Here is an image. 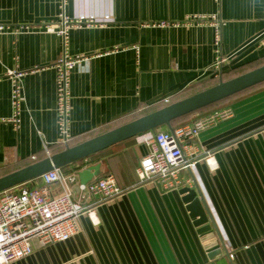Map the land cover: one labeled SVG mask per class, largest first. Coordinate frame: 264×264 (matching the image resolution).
I'll return each instance as SVG.
<instances>
[{
    "label": "crops",
    "instance_id": "0c3cea01",
    "mask_svg": "<svg viewBox=\"0 0 264 264\" xmlns=\"http://www.w3.org/2000/svg\"><path fill=\"white\" fill-rule=\"evenodd\" d=\"M218 11L224 22L218 77L214 27L145 24ZM63 13L96 24L71 28L65 44L46 29L48 23L58 28ZM20 24L33 29L0 33V119L13 111L8 71H26L20 127L0 123V177L66 148L58 143L54 67L64 53L82 57L71 72L72 145L264 65V0H223L221 6L214 0H0V25ZM227 107L229 117L184 143L187 156L200 159L181 171L176 188L138 184L136 169L149 148L136 137L63 167L70 173L100 163L94 179L113 174L128 191L100 205L95 221L82 215L70 239L7 264H264V83L172 127ZM206 153L210 161L201 158ZM39 184L40 177L28 181ZM185 186L201 193L219 231L215 238L202 240L180 193ZM71 188L78 199L77 185ZM215 239L225 251L212 257L206 244Z\"/></svg>",
    "mask_w": 264,
    "mask_h": 264
},
{
    "label": "built area",
    "instance_id": "2783aa9c",
    "mask_svg": "<svg viewBox=\"0 0 264 264\" xmlns=\"http://www.w3.org/2000/svg\"><path fill=\"white\" fill-rule=\"evenodd\" d=\"M65 1V0H64ZM221 6L223 0H214ZM96 24L94 19H71L63 13L60 22L46 24L48 31L61 35L66 44L69 30L76 26ZM148 26L178 27L189 25H209L215 29V45L218 53L214 74L218 77L224 58L221 55L222 26L224 24L220 11L211 15H189L181 21H159L145 23ZM33 27L20 24L15 27L0 25V33L12 31L19 34L29 32ZM82 57H70L66 53L55 63L56 76V112L59 128L58 143L64 147L71 145V72ZM26 71L13 69L8 71L12 82V115L0 119V123H11L20 127L22 104L24 102V85L22 78ZM169 103V99H165ZM231 108H223L201 117L191 123L179 126L171 131L149 130L136 136V141L148 146V153L137 166L138 184H158L163 189H173L180 185L182 170L191 171L198 158L187 156L184 143L197 138L200 131L218 121L229 117ZM210 154L201 157L210 161ZM35 158V157H33ZM80 169L67 173L62 168H54L40 176L41 184H19L0 192V264H7L33 253L36 247L66 241L80 231V218L88 214L96 220V209L105 203L114 201L127 193L128 189L119 185L115 175L109 174L88 183H81ZM72 184L77 185L78 199L74 198ZM59 185V192L54 186ZM93 201L84 204L88 198ZM227 248L233 258L234 252Z\"/></svg>",
    "mask_w": 264,
    "mask_h": 264
},
{
    "label": "water",
    "instance_id": "95a60500",
    "mask_svg": "<svg viewBox=\"0 0 264 264\" xmlns=\"http://www.w3.org/2000/svg\"><path fill=\"white\" fill-rule=\"evenodd\" d=\"M262 82H264V65L229 80L221 79L217 84L209 88L1 176L0 192L40 177L54 168H62L87 158L146 131L163 126H167L173 131L172 124L175 120L204 109ZM100 166V163H97L80 169L78 172L80 182L88 183L99 176L101 173ZM180 193L183 194V199L187 202V208L194 219V224L198 227V233L202 235V240L208 241L215 238L217 233L219 234V231L199 190L185 186L180 189ZM219 242V240L215 239L206 244V248L211 249L210 256L216 257L224 253L225 247L224 245L219 247Z\"/></svg>",
    "mask_w": 264,
    "mask_h": 264
},
{
    "label": "trees",
    "instance_id": "16d2710c",
    "mask_svg": "<svg viewBox=\"0 0 264 264\" xmlns=\"http://www.w3.org/2000/svg\"><path fill=\"white\" fill-rule=\"evenodd\" d=\"M262 83H264V82H262ZM259 84H261V83H259ZM258 85V84H257ZM256 86V85H255ZM227 99V98H226ZM225 100V99H224ZM221 101H223V100H221ZM221 101H219V102H221ZM219 102H217V103H219ZM216 104V103H215ZM212 105H214V104H212ZM212 105H210V106H212ZM209 107V106H208ZM176 121V120H175ZM81 143V142H80ZM73 144V143H72ZM70 145V146H74V145ZM79 144V143H78ZM82 167H80V169H81Z\"/></svg>",
    "mask_w": 264,
    "mask_h": 264
},
{
    "label": "rangeland",
    "instance_id": "374dc122",
    "mask_svg": "<svg viewBox=\"0 0 264 264\" xmlns=\"http://www.w3.org/2000/svg\"><path fill=\"white\" fill-rule=\"evenodd\" d=\"M211 87V86H210ZM209 88V87H208ZM154 130H156V129H154ZM188 172V171H187Z\"/></svg>",
    "mask_w": 264,
    "mask_h": 264
}]
</instances>
